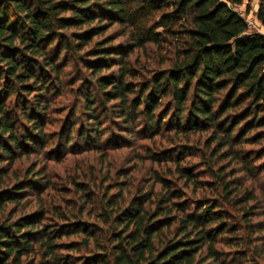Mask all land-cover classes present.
<instances>
[{"label": "clouds", "instance_id": "clouds-1", "mask_svg": "<svg viewBox=\"0 0 264 264\" xmlns=\"http://www.w3.org/2000/svg\"><path fill=\"white\" fill-rule=\"evenodd\" d=\"M257 133L264 0H0V264H264Z\"/></svg>", "mask_w": 264, "mask_h": 264}, {"label": "trees", "instance_id": "trees-1", "mask_svg": "<svg viewBox=\"0 0 264 264\" xmlns=\"http://www.w3.org/2000/svg\"><path fill=\"white\" fill-rule=\"evenodd\" d=\"M111 37H109L110 39ZM103 43V41L101 42ZM238 122V121H237ZM257 137L264 138V133H257ZM249 151H257L256 149H249ZM259 151H264V149H260Z\"/></svg>", "mask_w": 264, "mask_h": 264}]
</instances>
